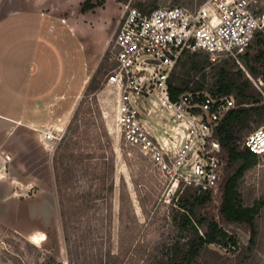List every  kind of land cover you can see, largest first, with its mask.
I'll return each instance as SVG.
<instances>
[{
  "label": "rangeland",
  "instance_id": "1",
  "mask_svg": "<svg viewBox=\"0 0 264 264\" xmlns=\"http://www.w3.org/2000/svg\"><path fill=\"white\" fill-rule=\"evenodd\" d=\"M84 1L0 0V22L9 17L5 29L12 22H20L24 29L21 33L31 38L32 46L38 42V47H42L41 57L38 52L40 60L35 62L37 67L29 68L28 75L30 88H36L45 97L49 95L48 84L58 92L71 81L72 89H78L84 72L78 41L58 21H53L51 28L48 20L36 24L44 19L40 21L34 15L24 18L14 15L23 11L51 12L62 18L81 19ZM105 1L103 7L86 16L92 24L89 25L91 44L100 25L104 37L110 38L95 67L97 55L87 46L92 72L88 84L77 95L72 90L71 99L38 101L41 126L31 131L19 130L0 147V153L4 149V158H19L17 161L22 162L18 166L13 160L5 168L0 164V178L4 179L7 172L22 182L25 190L0 191V264H170L193 236L180 222L182 212L177 201L182 193L170 191L143 154L124 144L114 120L115 93L106 89L105 84L109 70L115 66L113 40L125 5L143 4L145 9L180 5L194 10L205 0ZM66 22L74 32L78 31L72 20ZM11 33L7 40L10 43L15 38ZM69 53L71 65L66 61ZM198 53L197 59L203 58L204 53ZM224 62L225 59L215 61L206 69L207 87L210 88ZM230 64L234 72L242 70V81L250 82V92L264 98L263 72L253 75L242 59ZM175 71L176 75L183 74L186 67L181 64ZM94 77L99 88L93 91L90 84ZM20 102L0 101V110L16 116L22 109ZM32 115L30 112L24 119ZM263 125L251 121L242 130L243 139ZM46 130L55 135L51 143L42 140V132ZM11 131L8 128L6 132ZM59 191H63L61 195ZM239 193L246 206L257 201L263 203L256 217L255 245L251 252H244L250 238L249 228L226 224L221 219L220 187L211 193L209 203L198 207L195 218L215 219L237 238L241 247L233 252L231 247L210 245L200 264L210 261L264 264V158H259L257 165L241 179ZM199 229L203 234L204 228ZM37 233H42L46 240L33 243L31 236Z\"/></svg>",
  "mask_w": 264,
  "mask_h": 264
},
{
  "label": "built area",
  "instance_id": "2",
  "mask_svg": "<svg viewBox=\"0 0 264 264\" xmlns=\"http://www.w3.org/2000/svg\"><path fill=\"white\" fill-rule=\"evenodd\" d=\"M264 32V0H205L149 12L124 6L113 40L115 66L105 87L115 93L114 120L124 144L143 154L174 194L217 192L225 161L216 130L236 107L235 95L186 91L176 99L170 79L186 52L239 62ZM55 135L42 132L51 143ZM264 158V125L240 142Z\"/></svg>",
  "mask_w": 264,
  "mask_h": 264
},
{
  "label": "trees",
  "instance_id": "3",
  "mask_svg": "<svg viewBox=\"0 0 264 264\" xmlns=\"http://www.w3.org/2000/svg\"><path fill=\"white\" fill-rule=\"evenodd\" d=\"M105 3V0H85L81 4V12L84 14L92 12L98 7H103ZM137 8L145 12L155 9H145L143 4ZM256 37H258L256 41L253 40L247 53L241 57L255 76L260 72L264 74V34L260 32ZM198 54V52L186 51L182 55L176 68L182 64L186 67V71L180 75H176V71H173L170 79V92L173 99L186 91L207 90L212 96L235 94L238 100L236 107L226 115L216 130V138L223 147L225 161L220 186L222 194L220 216L226 224L244 225L249 228L250 238L243 247V251L249 253L256 242V217L263 207V203L257 201L251 206H246L241 201L240 181L249 170L257 165L259 158L249 150L241 149L240 142L243 141L242 130L248 127L251 121H255L259 125L264 124V98L261 94L256 96L250 92V82L242 81V70L236 72L232 70L230 61H235L230 59H225L223 65L216 72L214 82L210 88L207 87L205 84L206 69L211 67L214 61L207 53H204L203 58L197 59ZM188 65L189 67H187ZM198 76L201 78L199 79ZM96 83L94 77L90 84L92 87L90 89L93 91L99 88ZM247 101L250 102L247 103ZM61 192L63 191H59L60 195ZM190 192H183L177 202L182 212L181 225L183 229L192 231L193 236L184 245L180 254L175 255L170 264H200L205 250L210 245L231 247L234 248L233 252L240 249L241 246L237 238L221 227L218 221L206 217L195 218L198 207L209 203L212 200V194L197 195L194 191ZM62 216L65 217V214L63 213ZM200 227L204 228L203 234L200 233ZM209 264L221 263L210 261Z\"/></svg>",
  "mask_w": 264,
  "mask_h": 264
},
{
  "label": "crops",
  "instance_id": "4",
  "mask_svg": "<svg viewBox=\"0 0 264 264\" xmlns=\"http://www.w3.org/2000/svg\"><path fill=\"white\" fill-rule=\"evenodd\" d=\"M34 15L37 17L38 20H42L38 25H42L43 21L48 20L50 21V26L52 28L53 25L51 23L53 21H58L61 25L65 26L68 29V32L76 38L78 41L80 51L82 53V58L84 62V72L82 81L78 89H72L71 81L68 82L66 88H62L60 90L55 91V86L47 85L46 90L49 93L46 97L36 91V88H30V77L28 73H30L29 68L33 69L35 66V62L39 61L42 53V47H38V42H36L35 46H32V43L29 41L31 38L26 36V34L21 33L24 31L20 22L8 23V28L6 27V19L9 17H4V21L0 22V101H9L16 99L17 101H21L23 103L22 109L16 114V116L9 115L8 113H4V111L0 110V147L4 143V140H9L10 138H14V134L19 130H36L38 126H41V118L40 116L42 113L40 112V108L38 107L40 100L42 99H71L73 97V92L75 91L76 94H79L84 87L88 84L89 79L91 77L92 72H90V59L87 50V46L91 48L97 55L94 67L98 62L99 55L104 52L107 44H109L110 38L107 40L104 37L103 28L97 27L96 34L93 36V42L91 44L90 38V28L89 25L92 27V24L88 22L86 16L88 13L84 14L81 12V19L79 17L68 16V18L59 17L58 14L46 12V13H38V12H31V11H23L18 12L14 16L19 17H31ZM13 17V16H12ZM67 20H72L77 27L78 31L74 32L70 25L66 22ZM14 29H17L16 34L13 32ZM50 29V28H49ZM11 34L14 35V40L10 43L8 42V37ZM49 40H47V43ZM41 44V43H40ZM50 44V43H49ZM39 52V57H38ZM66 61L71 65L72 64V56L69 53L66 56ZM35 71V69H34ZM58 83V81H54ZM53 82V84H55ZM50 86V87H49ZM73 90V92H72ZM50 94V92H53ZM71 94H67L69 92ZM42 94V95H40ZM20 102V103H21ZM30 112L33 113L30 119H24L26 114ZM8 128H12L11 133H7L6 131ZM2 151V150H1ZM4 151V149H3ZM2 151V152H3ZM0 153V164L5 165L12 164L13 160H16L15 163L20 166L22 164L21 161H17L19 158L14 159H7L4 158V155ZM24 184L19 182L17 178L10 175L7 172H4V179L0 178V191H25Z\"/></svg>",
  "mask_w": 264,
  "mask_h": 264
},
{
  "label": "bare ground",
  "instance_id": "5",
  "mask_svg": "<svg viewBox=\"0 0 264 264\" xmlns=\"http://www.w3.org/2000/svg\"><path fill=\"white\" fill-rule=\"evenodd\" d=\"M46 239L44 238V235L42 234V233H40V234H33L32 236H31V241L33 242V243H41V242H43V241H45Z\"/></svg>",
  "mask_w": 264,
  "mask_h": 264
}]
</instances>
